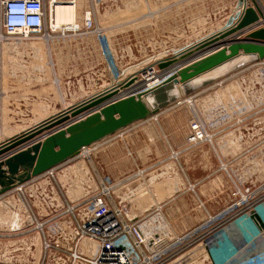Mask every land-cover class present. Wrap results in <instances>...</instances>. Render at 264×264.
I'll return each mask as SVG.
<instances>
[{"label":"built area","instance_id":"2783aa9c","mask_svg":"<svg viewBox=\"0 0 264 264\" xmlns=\"http://www.w3.org/2000/svg\"><path fill=\"white\" fill-rule=\"evenodd\" d=\"M72 1L78 5L77 22L57 25L55 8ZM116 1L91 0L89 8V1L85 0L83 10L80 0H0V100L6 99L1 79L18 81L25 74L28 81L37 73L32 64L41 50L45 52V71L37 82L58 93L70 90L73 74L67 71L53 77L50 67L54 58L63 64L73 63L69 64L72 66L79 61L84 66L93 65L84 72L96 71L95 77L101 82L111 75V83H103L58 114L134 76L139 82L156 77L160 73L158 63L222 29L237 13L242 15L252 8L259 19L236 38L264 28L263 0H126L132 8L142 6L143 15L111 25L109 13L120 8ZM213 26L217 30L206 32ZM119 27L124 28V34ZM193 28L207 34L184 38ZM180 43L184 46H172ZM8 50H16L10 59ZM23 59L30 62L18 63ZM121 64L139 66V71L121 69ZM250 69L264 78V60L256 61ZM23 81L22 78L19 82ZM10 88L9 84L5 87ZM254 90L255 97L262 99L256 101L261 109L251 114L232 100L207 113L194 112L188 119V142L192 146L202 145V157L207 159L210 169L214 167L219 178L230 177L233 181L239 172L263 171L261 179L248 187L235 183L236 189L246 193H234L235 206L242 209L241 214L227 219L221 224L223 228L198 245L197 250L203 249L204 253L190 256L189 262L193 260L194 264H264V228L255 219L258 215L264 224V196L252 198L254 192L264 189V128L254 136L255 144L244 146L238 153L222 142L224 132L236 121L243 122L264 111V81ZM88 148L0 196V264H182L195 249L177 257L180 250L175 247L184 236H175L165 202L150 195L162 189L164 183L156 184L161 175L141 171L123 181L99 174L91 163ZM146 196H150L151 205L129 214L126 209L132 205L134 208ZM229 228L239 231L240 245L226 255L224 240Z\"/></svg>","mask_w":264,"mask_h":264},{"label":"water","instance_id":"95a60500","mask_svg":"<svg viewBox=\"0 0 264 264\" xmlns=\"http://www.w3.org/2000/svg\"><path fill=\"white\" fill-rule=\"evenodd\" d=\"M258 19L252 8L242 15L237 13L222 29L158 63L166 76L156 87L135 90L139 78L134 76L2 142L0 196L67 162L83 148L158 115L217 79L205 75H225L264 60V28L236 38ZM199 55L203 56L192 64L167 74L174 66ZM239 59L245 60L233 64ZM125 91L127 95L119 97ZM255 219L264 228L258 215Z\"/></svg>","mask_w":264,"mask_h":264},{"label":"rangeland","instance_id":"374dc122","mask_svg":"<svg viewBox=\"0 0 264 264\" xmlns=\"http://www.w3.org/2000/svg\"><path fill=\"white\" fill-rule=\"evenodd\" d=\"M126 4H128L126 0L116 1L117 8H123ZM195 26L198 27V23L195 22ZM119 29V32L122 34L124 28L119 27ZM8 51L10 59L15 55L16 50ZM47 58L50 62L51 59L49 56ZM26 60L27 59L19 60L18 63L24 65V63L30 62ZM44 60V52L41 50L39 51L38 59L33 61L32 64L35 69H38L39 75L42 73L43 66L45 65L43 64ZM77 64V66H74V68H76L74 72L77 73L78 78L76 80H71L72 85L68 87L70 90L65 89L66 91L61 93L54 90L51 92V100H49L51 112L38 110V107L34 108V110L36 109L35 112L34 110H22L21 112L12 109L9 110V112L0 111V142L11 138L15 133L25 130L24 128L29 125H35L36 123H41L50 118L51 115H55L68 104L84 98V95L96 90L97 87L103 85V83L109 84L112 82V80H110L111 75H107L106 78L103 77L105 80L103 79L101 82L95 77L94 73L96 71L84 72V69L93 65L84 66L80 61ZM71 66L72 65L69 64H63L58 59L54 58L53 64L50 67L51 73L53 77L57 75L60 76L62 72L71 71ZM118 67L121 69L131 68L134 73L139 71L137 68L139 66H134L133 64L128 66L121 64L118 65ZM39 96L41 95L36 93V99H38ZM184 98L186 97L170 105L158 115L151 117L150 122H153V124L160 122L161 124L168 120L175 110L173 107L177 104L179 105ZM187 99H185L184 103L189 102V99ZM138 126L139 124L134 126L131 125V127L129 126L117 132L115 135L89 146L88 152L91 156V163L99 174L115 177L113 175L115 173L124 177L121 178L123 181L127 178L136 176V174L141 171L160 174V181L157 180L156 184L159 182L164 183L162 189L157 190L156 193H150V195L156 201L165 202V209L166 212L169 211L167 215L170 217V224L172 225L175 236H184L178 246L175 247V249H177L176 251L180 250L177 257L180 258L183 254L187 253V251L195 249L190 255L184 258L182 263L194 264L193 260L189 262L190 256H199L197 255L198 252L204 253L203 249L197 251L198 245L205 242L212 234H215V232L223 228L221 224L227 221V219L241 214L242 209H238L235 206L237 203V196H234V193H246L239 187V189H236L235 181H232L230 177L226 179H221L218 176L216 177L217 173L214 167H211L212 169L209 167L205 169L203 160H200L202 152H200L199 149L202 148V145L192 146L188 142V139L178 148L169 147L171 150L165 149L163 153L158 154V151L153 149L154 151H152V153H147L142 159H139L140 154H137L131 166H125L124 161L121 162L122 165L120 167L113 164L109 166V160L114 158V151L109 149V146L119 140L125 139L129 134H136V132L140 130ZM137 135L140 136V133H137ZM141 141H144V136H141ZM194 149L197 153L191 158V155H188V153L191 151L193 152ZM176 153L178 155L175 157ZM185 186L188 187L185 188ZM189 186H191V188H189ZM263 196L264 189L254 192L252 198L256 200ZM147 197L149 198L150 196L143 197L141 201ZM170 207H172V209H169ZM126 210L131 214L136 211V207L133 208L132 205L131 208L129 207ZM200 260L203 261V258L201 257ZM206 264H208V262H206Z\"/></svg>","mask_w":264,"mask_h":264},{"label":"crops","instance_id":"0c3cea01","mask_svg":"<svg viewBox=\"0 0 264 264\" xmlns=\"http://www.w3.org/2000/svg\"><path fill=\"white\" fill-rule=\"evenodd\" d=\"M80 8H82L83 10L85 9V0H83V2L81 1ZM144 11L145 10L142 6L137 8H132V6H128L126 4L123 6V8L116 9L115 12L109 13L108 17L110 18L111 25H116V24L118 25L119 23H122L126 20H130V19L132 20L133 17H141ZM189 13H191V11ZM183 17H185V15H183ZM212 29H214L213 31L217 30L213 26L206 32H209L210 34L211 32H213ZM206 32H203L202 29L194 30L193 28L189 30L187 33H185L183 37L185 38L187 36H190L191 34H197V36L202 37L207 34ZM172 46L181 47L184 46V44L183 43L177 45L173 44ZM202 56L203 55H199L195 58L185 61L182 64H184V66H188ZM242 60L245 59H239L233 62V64L237 62H241ZM65 64H73V63H65ZM252 64L253 63H249L244 67L238 69L237 71H234V73L227 72L225 75H219V76L215 74L207 75L209 77L217 76V79L210 86L198 90L191 96L184 98V100L179 105L177 104L176 106H174L173 109L175 110L172 112L173 115L168 120L162 122L161 124L160 122L153 124V122H150V119L133 124L132 126L139 124L138 127L140 128V130L137 131L136 134H129L127 137H125V139L119 140L109 146V149L114 151V158L112 160H109V166L113 164L120 167L122 165L121 164L122 161H124L125 166H131L133 159L136 157L137 154L138 155L140 154L139 159H142L143 157L146 156L147 153L150 154L155 149L158 151L159 154V153H163L165 149L171 150L170 148L173 147L178 148L179 146L185 143L186 139H188L191 134L188 125V119L194 112L199 114L207 113L211 109H217L220 107L227 106L228 103L231 102L232 100L236 101L239 104V107L240 105H243L242 108H245L247 110L246 111L248 112L247 114H251V112L261 109V107L258 106L257 102L261 101L262 99L260 98L257 99L255 97L256 93L254 87L257 86L258 84H262L264 78L263 76H259L256 72L250 69ZM36 70L37 73L33 74L28 81H27V76L25 74H22L18 78V81H16V78H12L10 80H7L5 78L1 79V86L5 90L3 95H5L6 99L0 100V111L9 112V110L12 109L22 112V110H34L35 107H38L39 108L38 110H43L44 112H51L49 100H51L50 95L53 89L52 87L47 86V84H40L37 82V77H39V74H38V69ZM43 70L45 71L44 66H43ZM75 70L76 68H72V70L69 72L70 74H74L72 80L73 79L76 80L78 78L77 73L74 72ZM160 73H162V71H160ZM22 78L24 81L20 83L19 81ZM66 78L67 76H65V79ZM8 84L12 88L5 89V87L6 88L8 87ZM36 93L41 95L38 97V99H36ZM187 98L189 99V102L184 103L185 99ZM182 99L183 98H181L180 100ZM190 100H192L193 102L190 103ZM239 107H233V108L237 110L239 109ZM242 110L243 109H241L240 112ZM35 111L36 109L34 110V112ZM263 117H264V111H262L260 115L257 114L256 117L252 115L250 118L245 119L243 122L237 123L236 121L235 124L227 128V131L224 132L222 138L223 144L228 145L233 150L234 153H238L240 150L242 151L244 146L247 148L250 145L255 144L253 139L255 138L254 136L260 133L259 131L262 126H263L262 128H264ZM37 124L39 123H36L35 125H29L24 129L26 130L33 128ZM23 131L24 130L20 132ZM137 133L138 134L140 133V136H138ZM141 136H144V141H141ZM1 143L2 142H0V144ZM195 153L197 152L194 149L193 152L191 151L190 153H188V155H191L192 158V156L193 157L195 156ZM200 160H203L205 169L208 168L209 164L207 162V159L205 157L200 156ZM261 173L253 172V171H248L245 173L239 172L236 174L234 180L235 183L236 182L238 183V184L236 183L238 186L245 188L250 186L249 184L254 183L259 179H261L260 178L262 177ZM113 175L115 176V178H119V179L124 178L121 175L115 173ZM150 205H151L150 197L149 198L147 197L142 201L139 200L137 204L134 205V207H136V210L139 209L145 210ZM247 229L251 230V228L249 227ZM238 232L239 231L236 230L235 228H229L227 230L226 235L228 237L225 238L224 240V244H225L224 252L226 255L227 254L230 255L232 253L230 252V249L240 245L238 239L239 237Z\"/></svg>","mask_w":264,"mask_h":264},{"label":"bare ground","instance_id":"6f19581e","mask_svg":"<svg viewBox=\"0 0 264 264\" xmlns=\"http://www.w3.org/2000/svg\"><path fill=\"white\" fill-rule=\"evenodd\" d=\"M55 21L57 25H71L77 22V6L74 1L68 3L66 6H57L55 8ZM184 64L174 66L167 74L170 72H177L178 70L182 69ZM174 73V74H175ZM215 74V72H213ZM210 75V74H208ZM216 75V74H215ZM166 73H161L154 78L151 79H142L140 80L139 84H137L135 90L142 89V88H153L160 85L165 80ZM207 76V75H205ZM126 94V93H125ZM124 94V95H125ZM123 96V95H119ZM263 229V228H262ZM198 251V250H197Z\"/></svg>","mask_w":264,"mask_h":264},{"label":"flooded vegetation","instance_id":"af4514ba","mask_svg":"<svg viewBox=\"0 0 264 264\" xmlns=\"http://www.w3.org/2000/svg\"><path fill=\"white\" fill-rule=\"evenodd\" d=\"M80 1H82V0H80ZM89 2H88V7L89 8H91L92 7V4H91V0H88ZM76 6H77V8H78V5L76 4Z\"/></svg>","mask_w":264,"mask_h":264}]
</instances>
